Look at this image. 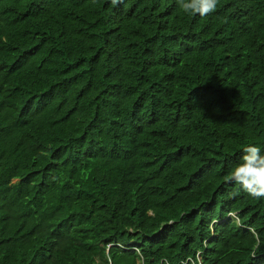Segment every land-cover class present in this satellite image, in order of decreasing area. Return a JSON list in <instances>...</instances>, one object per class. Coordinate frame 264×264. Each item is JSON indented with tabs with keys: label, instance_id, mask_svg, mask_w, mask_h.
Returning <instances> with one entry per match:
<instances>
[{
	"label": "trees",
	"instance_id": "obj_1",
	"mask_svg": "<svg viewBox=\"0 0 264 264\" xmlns=\"http://www.w3.org/2000/svg\"><path fill=\"white\" fill-rule=\"evenodd\" d=\"M250 143L264 0H0V264H264Z\"/></svg>",
	"mask_w": 264,
	"mask_h": 264
},
{
	"label": "clouds",
	"instance_id": "obj_2",
	"mask_svg": "<svg viewBox=\"0 0 264 264\" xmlns=\"http://www.w3.org/2000/svg\"><path fill=\"white\" fill-rule=\"evenodd\" d=\"M120 2L121 0H110L112 5ZM177 4L186 14L205 17L216 10L218 0H177ZM243 153L242 162L235 165L224 180L226 183H235L250 197L262 199L264 198V154L261 153L260 147L253 143L245 146Z\"/></svg>",
	"mask_w": 264,
	"mask_h": 264
}]
</instances>
